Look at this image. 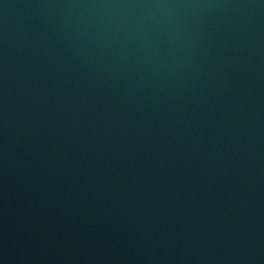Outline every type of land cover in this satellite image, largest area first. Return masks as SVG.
Instances as JSON below:
<instances>
[{"label": "water", "instance_id": "1", "mask_svg": "<svg viewBox=\"0 0 264 264\" xmlns=\"http://www.w3.org/2000/svg\"><path fill=\"white\" fill-rule=\"evenodd\" d=\"M0 264H264V0H0Z\"/></svg>", "mask_w": 264, "mask_h": 264}]
</instances>
